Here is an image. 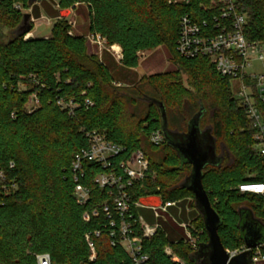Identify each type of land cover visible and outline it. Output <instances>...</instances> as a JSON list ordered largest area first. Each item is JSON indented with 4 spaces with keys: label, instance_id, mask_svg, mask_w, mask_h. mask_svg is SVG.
<instances>
[{
    "label": "trees",
    "instance_id": "trees-1",
    "mask_svg": "<svg viewBox=\"0 0 264 264\" xmlns=\"http://www.w3.org/2000/svg\"><path fill=\"white\" fill-rule=\"evenodd\" d=\"M55 2L59 7L53 9ZM76 3V9L86 8L89 34L121 47L119 60L105 51L100 58L90 50L85 34L71 33L67 18ZM42 4L56 19L51 34L27 39L25 35L9 39V35L21 23L28 0L0 4V264H37L41 253H50L52 264H131L123 248L111 245L109 221L102 212V205L117 189L101 187L95 180L100 173L112 171L111 166L83 161L82 174L73 168L76 156L90 144L88 132L105 133L124 148L110 159L118 172H122L119 162L137 149L149 157L155 178L130 189L133 201L151 194L164 196L165 202L187 195L194 198L191 190L175 187L192 166L181 165L165 139L160 144L150 140L152 132L161 131L157 105H148L141 117L129 110L146 94L165 103L169 126L180 131L188 129L202 101L206 112L201 127L212 126L218 151L224 143L232 156L220 166H207L203 185L222 219L218 233L224 247L244 245L238 208L248 206L264 222V195L239 189L241 184L264 182V158L254 149L256 130L247 108L232 97L231 78L223 76L209 58H187L176 49L181 17L190 13L197 20L209 18L211 11L203 5L212 7L214 0H49ZM240 10L249 17L246 37L264 42V0H240ZM4 29L9 30L6 38ZM163 45L169 46L173 59L188 74L189 85L181 69L138 76L139 53ZM256 104L264 122V102ZM77 184L89 190L84 204L78 202ZM95 207L100 216L85 221L84 212ZM132 213L138 221L136 206ZM192 221L199 245L208 242L202 216ZM96 229L102 233L93 237L97 253L90 260L85 235ZM183 239L174 226H162L145 238L148 264H177L165 253L168 245L187 264H195V250Z\"/></svg>",
    "mask_w": 264,
    "mask_h": 264
},
{
    "label": "built area",
    "instance_id": "built-area-1",
    "mask_svg": "<svg viewBox=\"0 0 264 264\" xmlns=\"http://www.w3.org/2000/svg\"><path fill=\"white\" fill-rule=\"evenodd\" d=\"M2 1L0 0V4ZM182 1L186 0H169L174 3ZM15 6L22 9L20 3H16ZM78 6L79 3H76L71 12L76 11ZM203 6L206 11H211L209 18L197 20L190 13L181 17L177 52L187 58H209L223 76L231 78L233 94L235 98H237L236 93L240 95L241 98L237 100L247 108V114L256 130L254 149L264 158V122L256 104L257 100L264 102V42L250 41L246 37L245 27L249 17L246 12L240 10V0H214L212 7ZM54 7H59L57 2L54 3ZM30 36L32 32L27 33L24 38ZM92 37L99 42L105 40L100 35H92ZM114 45L112 46L115 47ZM254 63L262 66L261 72L255 71ZM235 80L238 82L237 89L233 83ZM87 136L90 144L76 156L73 162L74 171L82 174L83 161H96L105 167L111 166L112 171L102 172L95 179L101 187L117 189L110 201H105L102 205L104 218L109 221L111 245L123 248L130 257L131 264H148L150 255L144 250L143 241L154 236L162 225L159 222L148 223L140 214L138 221L134 219L132 206L138 208L140 203L133 201L130 189L138 184L143 186V182L147 179L154 180L155 172L151 169L150 159L143 149H137L119 162L122 172H118L112 167L110 159L119 155L124 148L108 139L105 133L92 131L88 132ZM150 140L154 144H160L164 141V136L160 130L154 131L150 135ZM239 189L242 192L264 195V182L241 184ZM76 196L78 202L84 204L89 199V190L82 184H77ZM179 202L180 200L168 201L151 208L158 219L168 211V207L175 206ZM100 214L99 207H95L85 211L83 218L85 221H90L92 217H98ZM173 220L185 230L184 242L196 250L199 247V236L195 232L193 221L180 223L175 218ZM101 233V229H96L85 235L90 250V260H94L97 253L93 237L100 236ZM245 250H247L245 244L236 249H227L230 258ZM165 253L177 264H187L170 245L165 247ZM251 259L253 264H264V244L252 249ZM37 264H52L50 253L38 254Z\"/></svg>",
    "mask_w": 264,
    "mask_h": 264
},
{
    "label": "water",
    "instance_id": "water-1",
    "mask_svg": "<svg viewBox=\"0 0 264 264\" xmlns=\"http://www.w3.org/2000/svg\"><path fill=\"white\" fill-rule=\"evenodd\" d=\"M36 1L41 0H28V6H32ZM31 22V13H24L21 23L12 31L11 39L29 33L32 28ZM139 99L147 102L148 105H157L161 116V133L165 141L176 150L181 165L190 164L192 166L191 172L175 187L187 188L194 194L195 206L203 218L208 235V242H203L200 245L208 243L211 248L206 264H253L252 249L264 244V222L255 216L252 209L245 205L238 208L240 235L247 250L230 258L218 233L222 219L213 207L208 192L204 188L203 171L209 165H222L227 158L232 160V156L224 143L220 144V151H218L217 138L213 135L212 126L201 127V119L206 112L202 101L200 100L199 111L190 119L188 129L180 131L169 126L166 105L162 100L147 94ZM192 259L195 264H202L196 261L194 254H192Z\"/></svg>",
    "mask_w": 264,
    "mask_h": 264
},
{
    "label": "rangeland",
    "instance_id": "rangeland-1",
    "mask_svg": "<svg viewBox=\"0 0 264 264\" xmlns=\"http://www.w3.org/2000/svg\"><path fill=\"white\" fill-rule=\"evenodd\" d=\"M40 9H41V14L43 15L45 12H44V8L41 5H40ZM67 19H68V24H70L69 22L73 23V24H70L72 28L71 29L72 32L77 33V34H85L90 41V50L96 53L100 58L102 57L104 51L109 52L117 60L121 58V49L119 50L116 47L117 44H115L114 45L115 47H113L112 45H109L106 42V40H101L99 42L98 39H94L92 35L89 34V32L87 31V26H88L87 12L84 6H81L76 11L71 12V14L69 15ZM55 21L56 19L48 18V17L46 18L45 16L37 18L32 31L34 32L35 35H38V36H49L51 34L52 25ZM4 32H5L4 38H6L8 36L9 30L4 29ZM10 33L11 34L9 35L10 37L9 39H11V37L13 36V32L11 31ZM139 55H140V60H139L140 63H139L138 68L136 69V72L139 77H142L144 75L149 76L153 74H160L168 70L181 69L180 65H178L176 60L173 59V53L170 50L169 46L167 45L159 46L157 48L150 49V50L141 51ZM254 69L257 72H261L262 66L259 63H254ZM181 71H182L181 73H182L184 83L186 85H189L188 84V74L183 69H181ZM233 83L235 86L238 85V82L236 80ZM236 89H237V86H236ZM231 90L233 93L232 84H231ZM135 95H140V94L138 92H135ZM233 96L234 94H232V97ZM236 97L237 99L241 98L240 95H238V93H236ZM147 107H148V103L139 99V104L136 106L130 104L129 110L131 112H134L138 117H141L145 113ZM156 196L158 197V203H159L158 205H163V203L166 201V198H164V196L159 195V194H157ZM184 199L187 201L191 200L192 202L194 198L187 195L182 200ZM140 206L145 207V205L142 203L140 204ZM186 217H187V220L190 219L191 217H193V213L187 212ZM173 218H175L177 221H180V222L181 220L182 221L185 220V216H183L182 218H181V215L179 216L177 207H170L168 211L164 213V216L162 217V219H160L162 226L166 228L177 226V223H175ZM192 223L194 224V222ZM182 232H183V235H186L185 230L183 228H182ZM210 249L211 248L208 243L199 245V247L194 252L196 261L202 264L208 263V257L211 251Z\"/></svg>",
    "mask_w": 264,
    "mask_h": 264
},
{
    "label": "crops",
    "instance_id": "crops-1",
    "mask_svg": "<svg viewBox=\"0 0 264 264\" xmlns=\"http://www.w3.org/2000/svg\"><path fill=\"white\" fill-rule=\"evenodd\" d=\"M44 1L46 3L49 2V0L36 1L32 6H30L28 9L25 10V13L26 12H30L31 13V15H32V22L34 23V25L36 23L37 18H40L42 16H45L46 18L47 17L48 18H53L47 12L46 5L45 4H42ZM40 5L44 8V12L45 13L43 15L41 14ZM34 6H36L35 7V12H33ZM54 8L55 7H53V9ZM32 36H38V35H35L34 32L32 31ZM156 195L157 194H151V195H147V196L141 198L140 201H139V203L140 204L141 203L144 204L145 207L144 206H140V204L138 206V212H139V214L144 218V220L146 222L151 223V224H155L156 222L161 223L160 219H162V217L164 216V213H166V212H164L162 214V216L160 218H158V219L155 217L154 211L151 208V206H160V205H158L159 204L158 203V197ZM170 207H177L178 208V214H179V216L181 215V218L183 216H185V220L184 221L181 220V222H188L190 220H193V218H195L196 216H198V215L200 216V212L198 211V209L195 206L194 199L192 200V202H191V200L190 201H187L185 199L184 200H180V202L177 205L170 206ZM170 207H168V209ZM187 212H189V213L192 212L193 213V217H191L188 220H187V217H186V213ZM178 222H180V221H178ZM174 228H176L178 231H180V233H182V235H183L182 228L179 225L174 226Z\"/></svg>",
    "mask_w": 264,
    "mask_h": 264
},
{
    "label": "bare ground",
    "instance_id": "bare-ground-1",
    "mask_svg": "<svg viewBox=\"0 0 264 264\" xmlns=\"http://www.w3.org/2000/svg\"><path fill=\"white\" fill-rule=\"evenodd\" d=\"M116 47L120 50L121 49V47L120 46H118V45H116Z\"/></svg>",
    "mask_w": 264,
    "mask_h": 264
}]
</instances>
